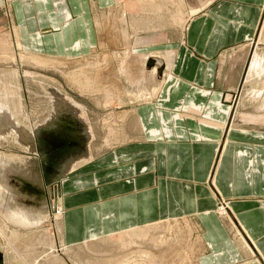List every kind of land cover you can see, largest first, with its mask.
<instances>
[{"label":"crops","instance_id":"0c3cea01","mask_svg":"<svg viewBox=\"0 0 264 264\" xmlns=\"http://www.w3.org/2000/svg\"><path fill=\"white\" fill-rule=\"evenodd\" d=\"M6 3L0 0V13H7L4 17L10 19L11 34L23 53L76 60L95 57L92 53L98 48L106 54L102 60L122 62L117 72L120 91L134 102L129 110L136 130L132 138L120 133L127 125L123 110L116 137L107 138L122 145L47 186L51 196L52 188L59 187L62 245L116 233L137 241L154 237L156 223L183 220L193 223L198 242L194 260L183 264H264V0ZM109 4L118 7L120 25L112 26L116 36L103 37L102 21L113 9L103 7ZM170 24L180 31L176 48H166L158 58L149 46L138 47L153 42L141 36L142 31L157 32ZM114 36L122 41V54L107 50ZM247 44L250 55L243 79H248V86L239 92L243 97L238 107L248 112L234 125L225 116L233 105L225 102L238 92L237 63ZM140 63L150 69L149 83L135 71ZM122 76L135 91L124 87ZM145 92L148 98L140 96ZM3 106L0 126L7 129L13 125L12 106ZM7 174L20 179L14 172ZM21 180L16 189L23 192ZM23 195L14 194V199L26 201ZM41 195L32 189L34 199ZM137 230L142 233L133 234ZM148 249V255H155L154 248ZM170 250L163 252L168 259L175 255Z\"/></svg>","mask_w":264,"mask_h":264},{"label":"rangeland","instance_id":"374dc122","mask_svg":"<svg viewBox=\"0 0 264 264\" xmlns=\"http://www.w3.org/2000/svg\"><path fill=\"white\" fill-rule=\"evenodd\" d=\"M105 8L113 9L112 16L102 21L103 37L108 33L116 36L112 26L120 25L118 7L109 4ZM4 15L7 13H0L3 19H0V106L3 108L4 104L11 103L13 125L7 129L0 126V183L3 185L0 187V264H183L194 260L198 246L196 229L193 223L183 220L156 223L154 237L137 241L127 234L116 233L82 244L62 245L59 202L48 193L47 186L56 179L83 170L92 158L121 146L123 141H108L107 138L108 134L116 137L122 122L118 114L123 110L127 112V125L120 133L132 138L136 130L132 128L133 116L129 110L134 102L128 99V93L120 91L117 72L122 62L111 58V54L107 55L112 59L108 62L102 60L106 54H101L98 48L92 53L95 57L76 60L26 55L17 46L11 34L13 26ZM140 35L150 37L153 42L138 47L151 48L157 54L153 56L161 58L166 48H176L180 31L170 24L157 32L142 31ZM114 41L108 52L122 54V41L116 37ZM249 55L247 44L242 61L237 63L238 97L231 94L225 102L233 105L232 111L225 116L227 122L234 125L240 123L241 113L248 112L240 109L238 103L242 102L239 100L243 97L239 93L241 88L248 86V79L243 77ZM139 66L135 70L138 76L148 80L150 69L141 67V63ZM160 74L162 79L164 71ZM122 82L125 88L135 91L124 78ZM5 111L9 112L7 108ZM7 172H14L22 179L23 192L16 189L20 179L12 180ZM34 188L42 192L38 199L32 197ZM23 193L27 199L32 198L30 204L27 199L22 202L14 199V194ZM218 211L221 213L224 209L220 206ZM21 215L26 217L25 222L20 221ZM148 248L155 250L152 258ZM165 249H172L174 258H166Z\"/></svg>","mask_w":264,"mask_h":264},{"label":"bare ground","instance_id":"6f19581e","mask_svg":"<svg viewBox=\"0 0 264 264\" xmlns=\"http://www.w3.org/2000/svg\"><path fill=\"white\" fill-rule=\"evenodd\" d=\"M161 1V0H160ZM123 12H124V10H123ZM126 15V14H125ZM125 22H126V20H125ZM127 56V55H126ZM128 60V59H127ZM132 60V59H131ZM110 66V65H109ZM132 66H133V62H132ZM126 67V66H125ZM111 75V74H110ZM111 77V76H110ZM135 78V77H134ZM149 93L148 92H145V93H142L141 94V97L142 98H148V95ZM58 184L56 185V188H52V197L53 198H55V199H57L56 197H57V195H59V190H58ZM221 205V204H220ZM58 206V205H57ZM226 207V206H225ZM56 208V207H55ZM220 208V207H219ZM222 209H224L223 208V206H222ZM140 233H142L141 231L140 232H137V233H134V234H140ZM243 235H244V233H242ZM138 236V235H137ZM140 236V235H139ZM244 237H245V235H244ZM149 257V256H148ZM152 258V257H151Z\"/></svg>","mask_w":264,"mask_h":264}]
</instances>
